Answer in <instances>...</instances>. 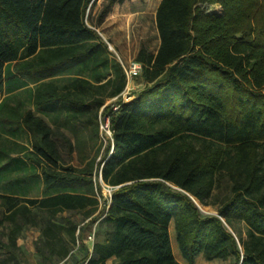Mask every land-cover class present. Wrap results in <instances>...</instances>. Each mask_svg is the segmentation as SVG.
I'll use <instances>...</instances> for the list:
<instances>
[{"label":"trees","instance_id":"trees-1","mask_svg":"<svg viewBox=\"0 0 264 264\" xmlns=\"http://www.w3.org/2000/svg\"><path fill=\"white\" fill-rule=\"evenodd\" d=\"M94 1L0 0V100L7 62L33 56L21 70L70 64L76 76L61 89L42 83L51 89L44 102L80 109L88 92L104 106L112 133L96 167L66 165L52 128L28 111L24 123L42 139L31 152L47 193H0V225L9 224L7 240L0 237V264H22L18 238L27 227L40 229L36 251L52 264L69 258L77 243L85 255L73 264H182L173 251L172 222L188 264L200 253L264 264V0H161L160 44L155 53L140 48L136 60L146 84L129 101L119 96L127 85L123 66L110 59L108 44L88 21ZM117 1L123 0H107L99 22ZM100 174L115 187L103 205ZM223 179L228 191L219 199L214 192ZM75 182L89 188L66 189ZM200 206H216L217 213ZM66 211L81 219L60 221ZM234 220L244 222L246 237L229 228Z\"/></svg>","mask_w":264,"mask_h":264},{"label":"rangeland","instance_id":"rangeland-1","mask_svg":"<svg viewBox=\"0 0 264 264\" xmlns=\"http://www.w3.org/2000/svg\"><path fill=\"white\" fill-rule=\"evenodd\" d=\"M158 0H123L121 2L122 4V12H129L132 8V10L135 11L133 18L128 19V22L132 24V27L136 33V35L139 37L140 42L142 44L141 47H146L151 52H156L158 50L160 41H159V33L156 26V20L154 15V8L155 3ZM101 0H97L96 3L92 6V10L89 16V23L95 24V26L99 23V14L100 11L103 9L104 5L107 3V0L103 1L102 4ZM210 10L216 11L221 13L222 8L219 5H212L210 7ZM110 49V59L112 61H116L121 63L122 62L126 65L131 63L132 61H135L138 55V52L140 48L136 47H128L125 49L126 52H123L122 49L118 48H111L108 45ZM122 61V62H121ZM76 71V68L73 69ZM63 76L57 78V82L60 85H63L64 83L70 82L72 79V76H66V73H60ZM105 81V80H103ZM146 84V81L142 76H139L135 79H132V81L129 84L128 88H125L123 90V99L126 101L131 100ZM109 90V88L107 89ZM107 90H104L100 93L101 96H106ZM86 98L88 100L87 105L85 107H82L80 109H73L75 113L78 115L79 119H93L98 124H87L86 127V134H83L82 131H75V144L72 149L70 148L69 140L66 136H63L61 134H54V140L56 141L59 153L62 158V162L64 164L68 165H74L83 167L85 165H94L96 167L97 163L101 160L104 147L106 146L108 140V137L112 136L111 130L109 127H107V119L103 115H101L102 109L104 106L99 107L96 103L93 102V97L90 96L88 92H85ZM115 98V97H114ZM114 98H108L106 97V104L112 103L114 101ZM122 98V97H121ZM65 110V109H63ZM67 116L65 112H61L58 116V122L60 125L65 126L67 125ZM77 125H81V123H76ZM20 125L19 122V112L18 109L13 110L9 113L7 122L5 123V126L10 130H16ZM82 132V133H81ZM74 134V133H73ZM11 137H13L11 135ZM41 139V137L38 135H32L31 133H27L26 136H23L21 138L22 142L24 144L20 145L19 151L16 149L15 145L13 143H9L7 146L6 154L8 155L9 164H12L11 166L16 163L17 159L12 156L16 155V153L19 154L18 157L22 160L20 162V169L18 170H12V172L9 174L8 179H12L13 181L8 184L7 182L0 184V189L2 192H7L9 190H17V191H25V196L27 197H41L44 196L47 192L45 190L42 191L40 188V165H38L33 159L35 155L33 154V151H36L35 145L36 140ZM42 140V139H41ZM40 140V141H41ZM43 145L44 142L41 141ZM26 146V148H25ZM46 146V145H45ZM48 146H46L47 148ZM24 159H26V162H24ZM7 170L5 168H2L0 166V173H5ZM33 174V175H32ZM20 180H18V179ZM94 182H97L96 177L94 175L93 177ZM99 181L102 183V197L97 194L99 197L101 204L105 202L106 199L111 198L112 191L115 189V187L107 185L99 178ZM72 187H67V190H79L84 191L89 188L88 183L83 182H75L72 184ZM227 182L225 179L221 181L219 184V187L215 190V195L221 199L224 197L226 192L228 191L227 188ZM53 192V191H50ZM215 196V198H216ZM217 198V199H218ZM216 206H201L203 211L205 213H216L217 210L215 208ZM4 214V207L0 203V218ZM66 215H71L74 217V219H81V215L78 213L66 211L59 216V220L62 221V218ZM98 223L99 220L96 221L92 225V232H89L87 235L86 243L89 245V247H92V241L88 239L89 235H93V241L95 239V231H98ZM231 230L234 229V232L238 234L241 237H246V226L243 221L240 220H234L232 223V227L229 226ZM9 230V224L4 223L0 225V237L4 240H7V232ZM170 234H171V241L173 246L174 254L180 255V250L177 244V238H176V232L174 229V222L170 225ZM40 237V229L38 227H27L25 228L20 237L18 238V244L20 245V251H19V257L22 264H52L50 261L42 258L36 251V242ZM85 255V250L81 247L80 243H77L72 252L71 256L63 261H59L53 264H73L76 261L82 259ZM181 257V256H180ZM182 258V257H181ZM185 264H188L185 259H183ZM86 264V263H85ZM194 264H236V260L232 257L228 259H213V260H207L202 253H200L195 260Z\"/></svg>","mask_w":264,"mask_h":264},{"label":"crops","instance_id":"crops-1","mask_svg":"<svg viewBox=\"0 0 264 264\" xmlns=\"http://www.w3.org/2000/svg\"><path fill=\"white\" fill-rule=\"evenodd\" d=\"M95 0L91 4V10ZM105 0H101V3ZM161 0H158L155 3L154 15L156 20V10ZM95 6V5H94ZM121 2H115L111 9L107 12L105 17L96 25V30L101 35L102 39L111 47L122 49L123 52H126L125 49L128 47H136L140 48L142 46L139 37L136 35L132 24L128 22V19H132L135 13L134 10L129 12H122ZM156 22V21H155ZM160 41V37H159ZM33 56L26 59H19L12 62H7L5 64V74L3 81V93L0 100V166L5 168L7 171L5 173H0V184L7 182L10 184L12 179H8L9 174L12 170L20 169V159L19 154L13 155L17 159L16 163L9 164L8 155L6 154L7 146L9 143H13L16 149L19 151L21 148L20 145L24 144L21 140L23 136H26L27 133H31L24 123V118L26 117L28 111L33 112L35 116L42 117L45 122L52 128L54 134H61L66 136L70 143H72L73 147L75 144V131H82L83 134H86L87 119H77L74 117L75 107L71 105L69 102L63 100H56L49 103L44 102V98L48 97L46 94V90L49 87H43L44 82L54 83L57 89H61V85L57 82V78L63 76L60 73H66V76H72L74 78L77 73L76 66H70V64L55 67V68H31V69H19L21 68V63L32 60ZM76 68V71L73 70ZM83 77L87 79H91L90 73L84 70ZM114 73L111 72L110 75H107V78L113 77ZM106 80V79H105ZM67 83V82H66ZM51 90V89H49ZM17 110L19 112V122L20 125L16 130L10 131L5 123L7 122L9 113L13 110ZM65 109V110H63ZM61 112H65L67 116V125L62 126L58 122V116ZM76 123H81V125H77ZM81 132V133H82ZM74 133V134H73ZM32 134V133H31ZM53 134V137H54ZM11 135L13 137H11ZM33 135V134H32ZM26 148V146H25ZM26 162V159H24ZM33 175V174H32ZM40 188L45 190L44 182L42 179V166L40 165ZM18 179V178H17ZM20 180V179H18ZM0 193L6 194H14L19 196H25V191H17V190H9L7 192H2L0 189ZM42 197V196H41ZM176 258L182 263L183 257L180 255H176ZM182 258H181V257Z\"/></svg>","mask_w":264,"mask_h":264},{"label":"built area","instance_id":"built-area-1","mask_svg":"<svg viewBox=\"0 0 264 264\" xmlns=\"http://www.w3.org/2000/svg\"><path fill=\"white\" fill-rule=\"evenodd\" d=\"M122 66H123L124 71H125L126 76H127V85L125 88H128L132 79H135L141 75L142 68H143L142 63L135 60V61H132L131 63H129L128 65H126L122 62ZM119 96H121L123 98V92ZM119 96L115 97L114 100H116ZM117 108H118V106H115V109H117ZM107 121H109L108 118H107ZM107 127H109V122H107ZM88 239L93 241V235L92 234L89 235Z\"/></svg>","mask_w":264,"mask_h":264},{"label":"water","instance_id":"water-1","mask_svg":"<svg viewBox=\"0 0 264 264\" xmlns=\"http://www.w3.org/2000/svg\"><path fill=\"white\" fill-rule=\"evenodd\" d=\"M100 179H101V180H103V178H102V175H101V174H100ZM200 207H201V206H200ZM201 210L203 211V209H202V208H201ZM203 212H204V211H203ZM216 213H217V212H216ZM216 213H215V214H216ZM241 262H242V260H241ZM241 262H240V264H241Z\"/></svg>","mask_w":264,"mask_h":264}]
</instances>
